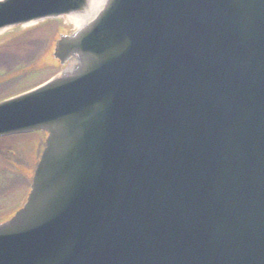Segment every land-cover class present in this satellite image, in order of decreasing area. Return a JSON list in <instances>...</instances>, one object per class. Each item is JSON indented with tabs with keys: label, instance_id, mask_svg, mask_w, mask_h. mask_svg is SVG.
<instances>
[{
	"label": "water",
	"instance_id": "obj_1",
	"mask_svg": "<svg viewBox=\"0 0 264 264\" xmlns=\"http://www.w3.org/2000/svg\"><path fill=\"white\" fill-rule=\"evenodd\" d=\"M91 2L0 0V31ZM53 57L0 104L46 133L0 264H264V0H106Z\"/></svg>",
	"mask_w": 264,
	"mask_h": 264
},
{
	"label": "rangeland",
	"instance_id": "obj_2",
	"mask_svg": "<svg viewBox=\"0 0 264 264\" xmlns=\"http://www.w3.org/2000/svg\"><path fill=\"white\" fill-rule=\"evenodd\" d=\"M66 23L68 27L70 22L67 21ZM72 25L76 26L75 23H72ZM17 31H22V29H18ZM50 31L51 30H45L46 33L42 34H44V36L48 39L51 37L49 34ZM50 39L52 41V38ZM13 42L17 45L23 41L15 39ZM15 44L11 43L7 50H2V52L8 53L7 55L12 53L11 55L13 57L11 58L10 56H5L4 59L0 58V69L6 70L10 68L12 65L19 62L16 61L18 59L26 60L28 68L25 72L19 70L16 73L18 74V77L21 75L24 77H20L17 80L13 79L8 83V85L0 87V99H4L6 96H13L19 92L30 90L43 83L54 74V72L50 69L53 68V64L49 61L47 55L45 57L41 56V58L39 56L33 61L32 58L29 59L34 55V44H31V48L29 46H25L23 48L24 51L20 49H12ZM45 44H47V42ZM51 45L52 43H50V45H46V47L49 48ZM45 51H47V49ZM36 69L41 70L32 76L28 75L31 71ZM6 78L7 77L4 79ZM42 139L41 135L36 136L28 134L0 138V210L4 208L9 210L15 200L16 202L13 207L16 208L19 204H21L20 201L24 197L28 184L27 182H29L32 177L33 168L39 154ZM8 179L11 180L9 185ZM1 214H3L2 211H0V215Z\"/></svg>",
	"mask_w": 264,
	"mask_h": 264
},
{
	"label": "bare ground",
	"instance_id": "obj_3",
	"mask_svg": "<svg viewBox=\"0 0 264 264\" xmlns=\"http://www.w3.org/2000/svg\"><path fill=\"white\" fill-rule=\"evenodd\" d=\"M105 2L106 0H92L89 9L84 14L78 15L77 18L80 17L79 21L81 23L87 21L88 19H91L97 12L100 11V9L104 6Z\"/></svg>",
	"mask_w": 264,
	"mask_h": 264
}]
</instances>
